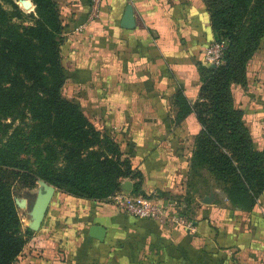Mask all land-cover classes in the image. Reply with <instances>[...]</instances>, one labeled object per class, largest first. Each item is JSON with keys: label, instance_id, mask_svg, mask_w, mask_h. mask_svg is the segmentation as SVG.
Returning a JSON list of instances; mask_svg holds the SVG:
<instances>
[{"label": "crops", "instance_id": "crops-1", "mask_svg": "<svg viewBox=\"0 0 264 264\" xmlns=\"http://www.w3.org/2000/svg\"><path fill=\"white\" fill-rule=\"evenodd\" d=\"M62 25L63 84L98 129L128 159L135 178L119 190L141 193L189 221V230L125 213L105 199L51 185L36 229L24 211V244L15 264H264V188L251 204L231 202L208 173L192 175L199 130L194 113L176 117L178 93L199 99L203 48L214 39L204 0H53ZM131 7L133 26L121 19ZM252 147L264 148V36L230 87ZM95 118H99L97 121ZM129 182V189L122 184ZM102 227L101 238L90 227Z\"/></svg>", "mask_w": 264, "mask_h": 264}, {"label": "trees", "instance_id": "trees-1", "mask_svg": "<svg viewBox=\"0 0 264 264\" xmlns=\"http://www.w3.org/2000/svg\"><path fill=\"white\" fill-rule=\"evenodd\" d=\"M204 1L214 39L225 41L222 62L200 67L199 99L191 105L175 95L176 117L193 112L199 124L190 171L205 166L231 202L251 204L264 188V148L252 147L230 87L243 85L246 63L264 36V0ZM6 2L8 10L0 4V264H15L27 231L21 229L12 183L32 188L41 179L78 197L104 199L119 190L123 178L138 175L121 158L114 139L100 135L79 104L60 93L67 76L59 55L62 25L56 3L31 0L33 11L25 15ZM12 18H28L30 24H15ZM25 120L27 133L20 128ZM27 153L32 162L20 157ZM57 154L58 166L53 163Z\"/></svg>", "mask_w": 264, "mask_h": 264}, {"label": "built area", "instance_id": "built-area-1", "mask_svg": "<svg viewBox=\"0 0 264 264\" xmlns=\"http://www.w3.org/2000/svg\"><path fill=\"white\" fill-rule=\"evenodd\" d=\"M102 0H89V8L92 15L96 16ZM225 46L223 39L212 40L202 50V60L205 64L217 65L222 62V50ZM108 199L121 208L125 213L134 217L149 219L157 222L165 221L175 227L189 230L191 225L181 215L169 210V207L156 199L141 195L129 194L121 190L115 191Z\"/></svg>", "mask_w": 264, "mask_h": 264}, {"label": "rangeland", "instance_id": "rangeland-1", "mask_svg": "<svg viewBox=\"0 0 264 264\" xmlns=\"http://www.w3.org/2000/svg\"><path fill=\"white\" fill-rule=\"evenodd\" d=\"M6 1H8V0H0V4L2 5V7L4 9L8 10L9 9V4ZM11 1L13 3H15L17 5V7L25 15L33 11V4L31 2V0H29L31 2V5H29V7H26V8L21 6L20 0H11ZM57 9H58V7H57ZM11 21H13L15 24H30V21H29L28 18H22V19L12 18ZM71 92H72V90L66 88L65 84H63L61 86V88H60V93H61V95L64 98L74 101V98L70 97V95L72 96V93ZM86 118L88 119V117H86ZM88 120L93 125V123L91 122V120L90 119H88ZM95 120L99 121L100 119L99 118H95ZM15 124H19L18 121H15L14 122V125ZM29 125H30V122L28 120H25L24 123L20 124V128H22V131L24 133H27L29 131ZM93 127L98 131V133L100 135H105L106 134L109 138H112L113 139V137L110 134L106 133L105 130L98 129L94 125H93ZM51 147L54 148L56 151H58V149H59L58 145L57 144H54V143L51 144ZM20 157L27 158L29 160V162H32L33 161V155L31 153H27L26 155H21ZM121 158H122V156H121ZM53 163L56 166L60 165V163H62L61 155H58V157L56 159H54V162ZM203 170L206 171V173H208L207 176L209 177V179L211 180V182H215V180L212 177V174L207 170V168L205 166H201V165L198 166V167L195 166L194 167V170L191 171V174L192 175H195V174L200 175ZM43 184L51 185V184H48L47 182H45V181H43L41 179H37L36 182H35L34 187H32V188H24V187H21L20 184H18L17 182L11 184V188H10L11 189V195H12V199H13L14 204H15V208H16L17 215H18V217L20 219V223L21 222L23 223V220H22L23 219V216H24V214L26 215V213H24V211H26L28 209L31 210V201H34L35 200V197L38 194V192L39 191H42V189H43V186L42 185ZM217 185L219 186L220 191L222 193H224L222 191V189H221V186L219 184H217ZM51 186H53V185H51Z\"/></svg>", "mask_w": 264, "mask_h": 264}, {"label": "water", "instance_id": "water-1", "mask_svg": "<svg viewBox=\"0 0 264 264\" xmlns=\"http://www.w3.org/2000/svg\"><path fill=\"white\" fill-rule=\"evenodd\" d=\"M20 4L22 7H29L31 5V2L29 0H20ZM133 16L131 12V7L129 5L126 6L125 12L123 14V17L121 19V26L124 28H131L133 26ZM210 66H213V64H210ZM43 189L42 191H39L37 196L35 197L34 201H31V215H32V221L30 223L31 229H36L39 225L40 220L42 219L48 201H49V193L48 188L45 186V184L42 185ZM123 189L126 191L129 189V182L122 184ZM90 233L93 234L98 239L101 238V234L103 232L102 227H99L97 225H94L90 227Z\"/></svg>", "mask_w": 264, "mask_h": 264}]
</instances>
